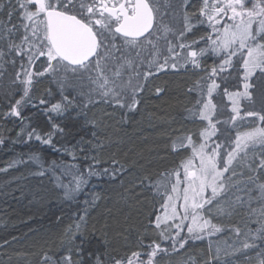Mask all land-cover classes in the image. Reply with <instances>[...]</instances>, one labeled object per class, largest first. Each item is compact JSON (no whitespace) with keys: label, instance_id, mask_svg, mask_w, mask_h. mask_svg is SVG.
I'll use <instances>...</instances> for the list:
<instances>
[{"label":"snow or ice","instance_id":"1","mask_svg":"<svg viewBox=\"0 0 264 264\" xmlns=\"http://www.w3.org/2000/svg\"><path fill=\"white\" fill-rule=\"evenodd\" d=\"M165 4L170 6L168 0ZM5 7L0 0V9ZM177 7L182 20L179 28L165 20L161 0H15V3L8 0L6 20L0 19V79L5 75V64L18 67L11 87L20 92L2 118L27 119L23 110L30 104L36 107L31 92L34 83L45 74L56 79L61 95L47 111L63 115L77 108L86 115L87 106L99 102L135 110L148 78L162 71L191 67L204 73L189 89L198 94L195 110H189L190 114L206 122L197 133L198 142L191 135L178 138L174 150L178 146L189 150L190 155L176 169L161 173L155 180L145 177L140 181L142 187L159 197V208L153 210L150 220L159 239L144 244L145 253L131 251L125 256H112L110 264H156V257L167 254L169 248L176 251L184 248L189 239L200 240L222 232L223 228L204 213H211L228 191V180L235 175L230 172L234 161H243L251 148H264V127L238 132L226 145L219 138L213 140L220 123L219 119H213L217 109L214 94L221 85H224L222 95L231 101L232 122L243 118L241 100L252 99L251 89L257 86L264 89V0H201L197 11L188 10L192 7L190 0H179ZM14 14L18 24L12 22ZM171 19H176L175 7ZM197 24H207L208 34L188 40L187 34ZM201 40L204 46L193 48ZM145 52L150 57L147 61L142 56ZM209 53L218 59L213 66L203 67L201 59ZM234 73L237 90L229 91L228 81ZM85 78L95 87L88 93L80 92L87 99L77 104L73 92L79 87L78 81ZM155 91L159 94L163 89L157 87ZM38 103L44 105L46 101L40 99ZM243 116H255L264 123V114L259 112L245 111ZM53 127L63 131L59 125ZM20 134L28 140L35 138L43 144H52L51 133L41 136L28 125L21 128ZM3 143L0 138V144ZM258 167L264 170V158ZM121 169L90 168L87 175L116 179ZM86 184L83 176L74 178L71 186H64V196L74 198ZM258 188L264 194V184ZM99 199L98 194H93L84 201L82 214L65 233L69 247L58 256L44 253L40 264H83L82 260L73 259V252L78 258L88 256V264H109L106 253L85 248L89 209ZM237 201L242 202L240 198ZM253 213L261 218L260 226L253 242L245 239L241 250L257 248L255 241H264V208ZM185 230L187 235L181 236ZM235 231L239 234V229ZM165 242L167 246H162ZM257 264H264V253L258 256Z\"/></svg>","mask_w":264,"mask_h":264},{"label":"trees","instance_id":"2","mask_svg":"<svg viewBox=\"0 0 264 264\" xmlns=\"http://www.w3.org/2000/svg\"><path fill=\"white\" fill-rule=\"evenodd\" d=\"M3 2L6 7L0 9V19L6 20L8 0ZM200 2L190 0L192 7L188 10L197 11ZM178 4L179 0H168L170 6H166L165 0H161L165 20L175 28L182 26ZM173 7L175 21L171 19ZM12 22L19 23L15 14ZM208 32L207 24H197L187 39H198ZM201 46H204L202 40L193 48ZM142 56L146 61L150 59L147 52ZM217 59L209 53L201 59V64L211 67ZM4 67L6 72L0 79V138L4 139L0 144V169L6 170L0 171V264H40L44 253L60 255L69 247L66 230L82 214L84 201L93 194H98L100 199L89 209L85 248L106 253L109 264L112 256H125L131 251L145 253L147 249L143 245L159 239L150 223L153 210L159 208V197L142 187L140 181L145 177L155 180L161 173L176 169L190 155L189 150L178 146L174 150V145L185 135L197 141V133L206 126V122L199 121L189 111L195 110L198 98L197 92L189 89L194 88L204 73L191 67L162 71L148 78L135 110L99 102L89 104L84 110L86 115L77 108L63 115L48 112L61 95L56 79L45 74L34 83L31 92L36 107L26 106L23 116L27 119L21 121L15 117L2 118L9 104L20 95L11 87L18 67L9 64ZM228 83L229 91L237 90L235 73ZM78 85L73 95L80 104L87 96L79 93H88L95 86L86 78L78 81ZM157 87L163 89L159 94L155 91ZM223 87L222 84L214 94L217 109L213 119H219L220 123L213 140L219 138L226 145L238 132L264 127L257 117L243 116L245 111L264 114V89L259 86L251 89L252 99L241 100L243 118L232 122L231 101L222 95ZM40 99L46 103L40 105ZM25 125L35 128L41 136L51 133L52 144H43L35 138L28 140L20 134ZM53 125H59L63 131ZM33 156L38 159H32ZM262 158L264 148L256 146L243 161H234L230 172L234 171L235 175L228 180V191L219 198L220 204L211 213H204L223 231L200 240L189 239L184 248L176 251L169 248L167 254L156 257V264H208L209 261L211 264H257L258 256L264 253V241L256 240L257 248L241 249L245 239L253 242L260 226L261 218L253 210L264 208V194L258 188L264 184V170L258 167ZM90 168L121 169V172L116 179L107 175L89 177ZM81 176L87 179V184L74 198H66L64 186H71L74 178ZM224 199L231 205L226 209ZM186 235V230L181 233ZM162 246H167V242ZM73 259H80L83 264L90 260L88 256L78 258L74 252Z\"/></svg>","mask_w":264,"mask_h":264},{"label":"rangeland","instance_id":"3","mask_svg":"<svg viewBox=\"0 0 264 264\" xmlns=\"http://www.w3.org/2000/svg\"><path fill=\"white\" fill-rule=\"evenodd\" d=\"M223 201L227 203V204L223 205V208H225V209L228 208L229 205H230V204L228 203L229 200L224 199ZM230 206H231V205H230Z\"/></svg>","mask_w":264,"mask_h":264}]
</instances>
